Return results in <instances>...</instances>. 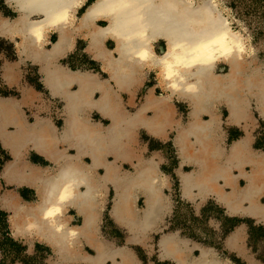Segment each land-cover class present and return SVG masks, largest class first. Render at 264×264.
Segmentation results:
<instances>
[{
	"label": "bare ground",
	"instance_id": "1",
	"mask_svg": "<svg viewBox=\"0 0 264 264\" xmlns=\"http://www.w3.org/2000/svg\"><path fill=\"white\" fill-rule=\"evenodd\" d=\"M8 3L17 15L5 20L3 34L17 38L18 54L39 66L45 89L65 100L66 116L64 128L58 132L50 119L26 121L21 107L25 101L0 95V143L12 156L1 175L14 186L28 183L37 195L34 202L21 200L15 190L1 196L14 236L47 243L55 255L48 260L50 264L85 261L82 241L95 249L92 264H104L107 258L112 264H140L130 249H116L99 238L96 190L102 179L114 184L113 218L129 229L130 243L145 245L167 202L157 186L161 178L157 160L142 155L133 142L139 126L157 135L169 123L175 128L181 164L193 167L179 174L185 193L196 186L201 196L216 194L217 201L230 212L249 213L264 223V202L260 201L264 196V153L250 149L249 134L226 148L220 118L223 107L228 121L244 119L250 97L264 116V68L253 60V47L243 33L233 29L221 0ZM52 35H56L54 42ZM78 37L86 40L85 51L100 64L106 80L59 62L74 50ZM159 41L164 44L160 53L156 47ZM109 42L112 48L107 46ZM220 65L227 70L218 72ZM152 70L165 94L158 96L153 88L148 89L141 105L128 110ZM13 72L11 63L3 71L9 85L15 82ZM120 92L127 95V103L123 104ZM29 97L31 91L24 90L23 99ZM174 99L189 105L186 122L175 119ZM91 104L111 119L106 128L87 115ZM59 141L73 147L75 153L59 150ZM26 147L35 148L51 165L41 168L28 163ZM106 153L111 158L100 176L96 168L105 166ZM123 162L130 168H124ZM233 164L238 174L233 173ZM246 165L250 170L244 169ZM238 177L244 178L245 185H236ZM140 193L144 195L143 207L136 206ZM71 206L81 215V225L71 226L66 213ZM241 237L242 229H238L229 242L237 245ZM158 243L162 255L170 256L176 264H229L202 246L198 256H191V248L176 234L163 235ZM115 256L120 257L119 262Z\"/></svg>",
	"mask_w": 264,
	"mask_h": 264
},
{
	"label": "rangeland",
	"instance_id": "2",
	"mask_svg": "<svg viewBox=\"0 0 264 264\" xmlns=\"http://www.w3.org/2000/svg\"><path fill=\"white\" fill-rule=\"evenodd\" d=\"M94 0H89L87 3H91ZM198 1V0H197ZM221 3L227 7V11H225L226 16H230L232 21V27L234 30L241 31L243 35L248 40V44L253 47V60H256L261 66L264 68V0H221ZM17 15L15 10L9 6L7 0H4V7L0 4V95L1 96H19V91L16 86H10L3 77V71L7 68V66L11 63L14 64V70L16 77L19 79V82L24 85H31L37 91H40L43 97L39 99H34L30 101L29 105L25 107L26 115L33 120V116L35 114L41 115H49L55 120L61 117L59 114V108L61 107L58 103L59 100L56 98H50L48 96V92L44 88L43 84L40 80L39 68L33 62L26 60L24 57L18 54L17 49L15 47V41L6 37L3 34L2 28L4 26L5 20L9 18H13ZM17 40V39H15ZM53 42L56 40V35L52 36ZM75 49L70 52L66 58L62 59L61 62L65 63L69 68L73 70L85 69L95 71L100 77H104L105 74L101 71L100 64L91 60L90 55L85 51L86 48V40L82 38H76L75 40ZM109 46L112 47L113 43L110 42ZM160 47H163L161 44ZM160 51V50H159ZM227 68L225 65H220L218 72L226 71ZM154 72L148 71L147 81L143 84L141 89L136 94V102H140L143 95L146 93L147 89L152 87L154 84H157V80ZM157 93L162 92L160 88H157ZM121 97L127 99V95L122 93ZM175 104L177 106V112L182 116L183 119L187 118V113L189 110L188 104L175 99ZM129 109H133V107H129ZM222 116L226 117L227 112L224 109H221ZM251 116L255 118L256 122L254 124V134L259 138L257 142V146L264 145V123L261 122L259 114L255 110V106H252ZM94 116V119L96 116ZM96 120H101L97 119ZM58 121V120H57ZM103 123L110 124L109 121H102ZM105 123V124H106ZM230 129L235 131V135L233 136L235 139L242 135V132L231 125L228 126ZM228 129V128H226ZM142 141L139 143L140 151L145 156H153L156 150L162 149L161 146H154L153 143L160 145L161 143L157 140L151 139L145 132L142 134ZM263 141H260V139ZM168 144H163L165 146V150H170L167 148ZM151 150V151H150ZM153 150V151H152ZM161 155V153H160ZM174 156V155H173ZM162 157V155H161ZM10 159V156L3 150L0 149V172L6 161ZM175 163L177 159L173 160ZM125 168H130L128 164L123 165ZM7 188V187H5ZM114 191H111V196L108 197V209L110 212L111 202L113 198ZM106 198V196H105ZM139 204L142 205V200L139 201ZM211 205V209H215L222 217L224 216V212H222V208L215 204V202H209ZM105 201L102 209H104ZM239 222L235 225L238 226L241 222L248 224L250 235L252 237L251 246L254 257H256L262 264H264V227L260 225L254 224V221L248 218H236ZM107 223L109 227H116L115 221L112 218L111 214L107 216ZM205 231L204 235H213L215 233V241H219L218 238L221 237L220 230L216 226L219 224L218 218H213L210 221H204ZM213 225V226H212ZM215 226V227H214ZM262 227V228H261ZM216 229V230H215ZM234 229V228H233ZM231 232V231H230ZM229 234V233H228ZM227 234V235H228ZM11 230L7 223V213L0 209V250L2 253V263L1 264H13L16 260H22L28 264H44L43 259L40 256H27L24 253V246H22L21 242H15L11 238ZM226 235V236H227ZM222 238V237H221ZM226 238V237H225ZM225 238H223L224 242ZM109 239L117 242L119 245H123L126 243V232L123 228H111L109 231ZM150 244L154 242L151 241ZM42 248H38L41 252H44L43 258L47 259L52 255V252L47 247L42 246ZM135 250L139 249L143 258H145V263L150 261L149 255L145 254V250L142 247L134 246ZM137 251V250H136ZM42 256V255H41ZM226 257L227 255H221ZM44 259V260H45Z\"/></svg>",
	"mask_w": 264,
	"mask_h": 264
},
{
	"label": "crops",
	"instance_id": "3",
	"mask_svg": "<svg viewBox=\"0 0 264 264\" xmlns=\"http://www.w3.org/2000/svg\"><path fill=\"white\" fill-rule=\"evenodd\" d=\"M89 0H87V2H88ZM87 4H90V3H87ZM10 6V5H9ZM12 7V6H11ZM13 8V7H12ZM82 11H83V9H81L80 11H79V13L78 14H81L82 13ZM101 25H104L105 24V22H101L100 23ZM53 36V35H52ZM52 36H51V38H50V40H51V42H53V40H52ZM78 38H81V37H78ZM12 39V38H11ZM15 39H17V38H13L12 40H14L15 41V47H16V41L17 40H15ZM83 39V38H82ZM76 43V42H75ZM110 43V42H109ZM109 43L107 44V46L108 47H110L109 46ZM113 47V46H112ZM112 47H110V48H112ZM17 49V48H16ZM74 49H75V45H74ZM18 52V51H17ZM69 54V53H68ZM67 54V55H68ZM91 57V56H90ZM64 58H66V56L65 57H63L62 59H64ZM62 59H59V62L60 63H62L61 62V60ZM91 60H93L92 59V57H91ZM93 61H95V60H93ZM32 62V61H31ZM35 64V63H34ZM62 64H64L66 67H68L65 63H62ZM99 64V63H98ZM36 65V64H35ZM39 67V66H38ZM101 67V66H100ZM69 68V67H68ZM40 69V68H39ZM78 70H80V71H83V68L82 69H78ZM73 71H77V70H73ZM85 72H91V73H93V74H95V75H97L98 76V74H96V73H94L93 71H89V70H84ZM101 71H102V69H101ZM152 72H154V74H156V71H154V70H152ZM16 72H15V70H14V72H13V77H15V82L12 84V85H14V86H16V88L18 89V90H20V93L22 94L21 95V99H20V101L22 102V101H28V100H31V99H39L40 97H43V95L42 94H40L39 92H37V91H35L33 88H31V87H28V86H26V85H24V84H21L20 82H19V79L16 77V74H15ZM147 75H148V72H147V74L145 75V78H144V83L147 81ZM99 77V76H98ZM157 77V76H156ZM100 78V77H99ZM157 79H158V77H157ZM101 80H104V79H101ZM106 80V79H105ZM41 82H42V76H41ZM143 83V84H144ZM158 83H159V80H158ZM143 84L141 85V87L143 86ZM12 85H10V86H12ZM159 85H160V83H159ZM44 86V85H43ZM141 87L140 88H138V90L136 91V94H137V92L141 89ZM160 87L162 88V86L160 85ZM148 89H152L151 87L150 88H148ZM148 89H147V91H148ZM24 90H29V91H31V97H29L28 99H26V100H24L23 99V97H24ZM146 91V92H147ZM120 93H124V92H120ZM125 94V93H124ZM146 94V93H145ZM145 94L143 95V97H142V99L140 100V102H136V95H135V99H134V103L132 104V106L131 107H133V109L132 110H136L140 105H141V103H142V100H143V98H144V96H145ZM48 96H50V95H48ZM120 96H121V94H120ZM7 97H9V96H7ZM53 97V96H52ZM122 98V97H121ZM122 101H123V104H125V103H127V100H128V98L127 99H121ZM178 100V99H177ZM182 102H184V101H182ZM185 103V102H184ZM30 103H28V104H26L24 107H26V106H28ZM173 104H174V107H175V111H176V114H178V112H177V106H176V104H175V101L173 100ZM187 104V103H186ZM255 106V110H256V112L259 114V112H258V110H257V107H256V104H255V102L253 101V99L250 97V99H249V104H248V107H247V115L244 117V119H239L238 120V122H231V121H228V115H226V117H223L222 116V111H221V109H224L225 110V108H223V107H220V118H221V122H222V130H223V133H222V135H223V138H224V141H225V143L226 144H229V145H226V144H224L225 145V147L226 148H228V147H230L235 141H238V140H241L243 137H245L247 134H249V136H250V142H249V146H250V149L252 150V151H255V152H262V153H264V145H261L260 147L259 146H257V142H258V140H259V138L257 137V135H255L253 132H254V129H253V127H254V124H255V122H256V120H255V118H253L252 116H251V113H252V111H251V109H252V106ZM189 106V105H188ZM129 107L130 106H127V108H128V110H129ZM131 110V109H130ZM227 112V111H226ZM148 113L150 114V111L148 110ZM27 116V115H26ZM259 116H260V120H261V122H263L264 123V116L263 115H261V114H259ZM92 118H93V116H91ZM178 116H175V119L177 118ZM27 118L29 119V120H31L28 116H27ZM107 118L108 119H106V117H103V116H101V120H96V119H94V120H96V121H100L103 125H105V126H107V125H109V124H105V123H103L102 121H104V120H106V121H111V119L107 116ZM55 120V119H54ZM187 120H188V113H187ZM31 121H33V120H31ZM55 121H57V120H55ZM58 122V125H59V127H61V122H62V120L60 119L59 121H57ZM182 122H184V121H182ZM231 125H233V126H235L236 128H238L241 132H242V135H240L238 138H234V137H230V131H233L232 129H230L228 126H231ZM173 125L171 124V123H169V125H164V127H163V129L161 130V131H159V132H156L157 133V135L156 134H153V133H150V132H148V130H146L145 129V127H141V126H139V128L137 129V132H136V134H135V137H134V142H133V144H134V148L136 147V149H138V151L142 154V155H144L141 151H140V148H139V145L141 144L140 142L142 141V133L143 132H145L146 134H147V136H149L151 139H154V140H157V141H159V142H161V143H163V144H167V143H172V145H171V147H170V150H165V148L162 150V149H160V150H156L155 152H153L154 153V155L152 156V157H155V159L157 160V162L159 161V171H160V176L162 177V175H164L163 177H166L165 178V180H164V183L162 184V187H161V189L164 187V186H168L169 185V181H170V178H171V175L168 173V172H166V171H163L162 170V166H167L168 165V163H169V160H170V154L171 155H174V156H177V162H178V164L176 165V167H175V169H174V173H175V175H176V178H177V180L179 181V183H180V188H181V194H182V196H183V198L185 199V200H187V201H189L190 203H192L193 205H194V207H195V209H196V211H199L200 209H202V207H203V205H205L206 203H207V201H209V200H212L213 202H215V204L216 205H218L219 207H221L223 210H224V214L228 217V218H234V219H236V218H248V219H251V220H253L254 221V224H256V225H260V226H262V227H264V223H262V222H259V221H257L254 217H252L249 213H242V212H239V213H232V212H230L228 209H227V207L225 206V205H223L222 203H220L219 201H217V195L216 194H213V193H208V194H206V195H204V196H200V195H198V196H195L194 194H192V195H185L184 194V192H183V188H182V184H181V181H180V178H179V172L180 171H183V172H188L189 170H191L192 168H191V166L190 165H188V164H181L180 162V160H179V157H178V154H177V148H176V145H175V143H174V141H173V137H174V135H175V131H174V129H173ZM226 128H228V129H226ZM163 132V133H162ZM235 132V131H234ZM234 136V135H233ZM231 139V140H230ZM260 141H263V139L261 138L260 139ZM140 143V144H139ZM0 149L1 150H3V151H5L9 156H10V159L8 160V161H11V155H10V153L8 152V150L3 146V144L2 143H0ZM151 151V150H150ZM153 151V150H152ZM69 152H73V149L72 148H70L69 149ZM135 152H136V150H135ZM24 153H25V149H24ZM26 153H27V155H26V157H27V160L29 161V162H31V163H36V164H38V165H40V166H46V165H50V163H49V161H47V159L46 158H44L43 157V155L41 154V153H39L38 151H36L35 149H32V148H28L27 149V151H26ZM160 153H161V155H162V157H161V155H160ZM145 156V155H144ZM24 157H25V154H24ZM87 160V159H86ZM8 161H6L5 162V164L8 162ZM124 163V165L126 164L125 162H123ZM5 164H4V166H5ZM3 166V167H4ZM231 168H232V171H233V173H236V174H238L239 172H238V169H237V167H236V165L235 164H233V165H231ZM3 169V168H2ZM244 169L246 170V171H248V170H250V167H249V165H246V166H244ZM2 172V171H1ZM1 172H0V207L2 208V205H1V196H3L6 192H8V191H11V190H15L16 192H17V194H18V196L20 197V199L21 200H23V201H26V202H34V201H36L37 200V198H36V192L34 191V189L32 188V187H30V185L28 184V183H22L19 187L18 186H14L12 183L10 184V183H8V182H6V180L2 177V175H1ZM221 184L222 183V181H221V179H218V184ZM236 185H238V186H243V185H245V180H244V178H242V177H238L237 179H236ZM5 187H7V188H5ZM32 188V189H31ZM226 190H229L228 189V186H225L224 187ZM162 192L164 193V196L167 198V200L168 201H170V199H169V197L165 194V192L163 191V189H162ZM105 196H106V194H105ZM36 198V199H35ZM35 199V200H34ZM106 199V198H105ZM144 199V198H143ZM33 200V201H32ZM105 201V200H104ZM139 195L137 196V199H136V206H138V207H143V205H144V202H143V204L142 205H140L139 204ZM260 201L261 202H264V196L263 197H261L260 198ZM194 203H198L199 205L196 207L195 206V204ZM245 205H247V203H245ZM171 206V205H170ZM0 208V209H1ZM2 210V209H1ZM169 210H170V208L169 209H167L166 208V210L163 212V215L161 216V219L157 222V224L152 228V230H151V232H149L148 233V235H147V237L145 238V245L143 244V243H140V242H137V241H135V242H133V243H130L129 241H128V237H129V235L131 234L130 233V231H129V229L127 228V227H125V226H123V225H121L120 223V225L121 226H119L116 222H115V226L116 227H118V228H123L124 230H125V232H126V243L125 244H123V245H119V244H117L115 241H113V240H110L109 239V241L108 242H110V243H112L113 244V247L114 248H116V249H122V248H126V249H130L131 251H132V253L134 254V256H135V258H136V260L140 263V264H151V262H148V263H144V262H142V260L140 259V257H139V255H138V253H137V251L135 250V247L134 246H137V247H142L144 250H145V254H147V255H149V257L150 256H152V255H154V254H156L157 255V257H158V259H160L162 262H165V261H169V262H171V263H173V264H176L175 263V261H174V259L173 258H171L170 256H163L162 255V253H161V249L159 248V246H158V244H157V240L155 241V242H152V244L151 245H149L150 244V237L152 238V232H156V233H161V232H164V233H167V232H165V231H163L162 230V227H163V221H164V219L166 218V216L168 215V213H169ZM2 211H4V210H2ZM7 211V210H6ZM4 211L5 213H7V223H8V225H9V228H10V224H9V211ZM113 212V211H112ZM70 214H72V216H73V219H72V225H74L75 224V222H76V220L77 219H79L77 216H76V214L72 211V212H70ZM68 215V214H67ZM69 216V215H68ZM70 217V216H69ZM101 217H102V214H101ZM100 223H101V221H100ZM71 224V223H70ZM71 225V226H72ZM219 225V224H218ZM213 226V225H212ZM215 227V226H214ZM218 226H216V228H217ZM238 229H242V237L238 240V242H237V245H233V244H231L230 242H229V238H230V236L231 235H233ZM10 230H11V238L15 241V242H21L22 243V246H24L25 248H24V253L27 255V256H40V258H42L43 259V263L44 264H50L49 263V259L52 257H55V255H54V252H53V250L47 245V243H45V242H43V241H41V240H39V239H36V238H30V237H25V236H19V237H16V236H14L13 235V231H12V229L10 228ZM99 230H100V226H99ZM216 230V229H215ZM150 231V230H149ZM100 232H101V230H100ZM141 232V234H142V231H140ZM158 234V235H159ZM30 238V239H29ZM251 239H252V237H251ZM153 240V238L151 239V241ZM252 241V240H251ZM116 244H115V243ZM42 246H44V247H47L48 249H50V251L52 252V255L51 256H49V258H47V259H45V258H43V255H44V252L42 251H40L38 248H42L43 249V247ZM202 247H206V248H209V249H212V250H214L216 253H217V251L215 250V249H213V248H211V247H209V246H206V245H201ZM201 246H199V247H201ZM223 246H224V248L228 251V253L229 254H232V255H235L236 257H238L241 261H242V263L243 264H262L261 262H260V260H258L256 257H254V254H253V252H252V246H251V243H250V231H249V226H248V224H246V223H244V222H241V224L240 225H238V226H235L234 227V229L231 231V232H229V234L226 236V238H225V240H224V242H223ZM86 250L88 251V252H91L92 251V249H91V247H89V246H87L86 247ZM194 251H196V249H193V254H194ZM85 254V253H84ZM218 254V253H217ZM42 255V256H41ZM1 256H2V253H1V250H0V264L2 263V258H1ZM218 256L219 257H221L222 259H224V260H228L229 261V264H235L233 261H231V259L229 258V257H223V256H221L220 254H218ZM117 257H118V259H117ZM45 259V260H44ZM87 260V259H86ZM85 260V261H86ZM115 260L117 261V262H119L120 261V257L119 256H115ZM85 261H80V262H76V263H66V264H91V263H89V262H87V263H85ZM107 264V263H111L112 264V260H110L109 261V259L107 258L105 261H104V264ZM13 264H28V263H26V262H24V261H22V260H16Z\"/></svg>",
	"mask_w": 264,
	"mask_h": 264
},
{
	"label": "flooded vegetation",
	"instance_id": "4",
	"mask_svg": "<svg viewBox=\"0 0 264 264\" xmlns=\"http://www.w3.org/2000/svg\"><path fill=\"white\" fill-rule=\"evenodd\" d=\"M161 44L163 45V47H160ZM156 47H157V51L160 53L163 50V48H164L163 42L159 41ZM71 70H73V69H71ZM84 70L85 69H83V71ZM89 71H91V70H89ZM39 74H40V80H41L40 69H39ZM104 74H105L104 77H100V75H98L100 77V79H104V80L107 79L106 73H104ZM154 75L156 76V74H154ZM154 78H155V80H157V84H154L151 88L154 89V92H155L156 95H158V96L164 95L165 91L160 87L157 77H154ZM26 86L33 88L31 85H26ZM157 88H160L162 90V92L157 93V91H156ZM18 91H19V96L18 97H16V96H9V97H11V98H13V99H15L17 101H20L22 94L20 93V90H18ZM35 91H37V90H35ZM46 91H47V89H46ZM37 92L42 94L40 91H37ZM47 92H48V95H50L49 91H47ZM95 95H97V94H95ZM49 97L50 98H56L57 100H59L58 103L61 106L59 108V114H60L61 117L57 118V120L58 121L60 119L62 120V122L60 124L61 127H59L58 122L55 121L54 118H52L49 115L45 116V115H41V114H35L33 116V121H31V120H29L27 118L24 106L26 104H28L30 101L34 100V99H31V100H28L26 102L21 103V107H22V110H23V113H24V118H25L26 121H28L30 123H33L35 121L36 117L50 119L51 121H53V123L56 126L58 132H61L62 129L64 128L65 119H66V116H65V100L63 98H61V97H52L51 95ZM174 101H175V99H174ZM91 105H93V104H91ZM92 114H94L96 116L95 119H97V117H98V119H101V116L106 117V119H108L107 118L108 115L103 114L102 111L98 108V106H94L93 105V106L89 107V109L87 110V115L89 116V118L91 119L92 122L100 123L101 126L104 127V128H106L108 126V125L107 126L103 125L100 121L94 120L93 119L94 116ZM91 116H93V118ZM176 116H178L177 118H180V120H182L184 122L187 121V118L183 119L182 116L179 113L176 114ZM173 129L175 131L174 127H173ZM233 135H235V132L234 131H230V137H233ZM175 136H176V133H175V135L173 137L174 143H175ZM153 144H154V146H161L162 150L165 148V146H163V143H161L160 145H157L155 143H153ZM167 144H168L167 148L169 147V149H170L172 143L171 144L167 143ZM224 144H226L225 141H224ZM226 145H229V144H226ZM28 148L35 149L33 147H26L25 148V157H24V159L28 163H30L32 165H38L36 163H31V162H29L27 160L26 151H27ZM58 148H59V150L66 149L67 153H69V154H74L75 153V150H74L73 147H66V145H64L60 141H59V144H58ZM70 148L73 149V152H69ZM176 148H177V146H176ZM177 154H178V157H179L178 149H177ZM170 156L171 157H170L168 165L167 166L164 165V166L161 167L163 171H166V172H168L171 175V178H170V181H169V185L168 186H164L162 188L163 191L165 192V194L169 197L170 201L167 200V198L164 196V193L162 192V189H161L162 184L164 183V180H165L166 177H163L164 175H162V177L159 178L158 181H157V186L159 187L162 196L165 198V201L167 202L166 208L167 209L170 208L168 215L166 216V218L163 221V227H162V230L167 232V233L161 232L159 234V233H156V232H152L153 241L155 242L157 240L156 242H157V244L159 246L158 242H159L160 238L163 235L176 234L177 237L180 240H183V241L186 242V244H185L186 246L191 248V252H190L191 256H195V257L198 256L199 255V251H198L199 246L206 245V246H209V247L215 249L217 251V253L220 254V255H227V257H229L231 259V261H233L235 264H243L242 261L238 257H236L235 255L229 254L228 251L224 248L223 242H221V241H223V238H225L226 235L230 231H232L233 228L235 227V220L236 219L228 218L225 214H224L225 217H222L219 214V212H217L215 209H213V212H212L211 205L209 204V202H212V200L207 201V203L205 205H203L202 209H200L199 211H196L194 205L192 203H190L189 201L185 200L183 198L182 194H181L180 183L177 180L176 175L174 173V169H175L176 165L178 164V162L175 163L173 160L177 159V156H173L171 154H170ZM44 158H46V157H44ZM83 158H84V160L86 162H90V158L89 157L84 156ZM109 158H111V157H109L108 153H106L105 154V161H104L105 166L100 165L99 167L96 168V173L98 175L103 176L105 174V167H106V165L108 163ZM179 160H180V157H179ZM47 161H49V160L47 159ZM49 163L51 165L50 161H49ZM50 165H46V166L38 165V166L41 167V168H45V167L50 166ZM190 166L193 169L192 165H190ZM191 170H189L188 172H190ZM158 172H159V174H161L160 171H159V161H158ZM188 172H186V173H188ZM180 173L186 174L183 171H180L179 174ZM180 181H181V179H180ZM181 184H182L183 192H184L185 195L194 194L195 196H198V195L201 196V194L198 192V188L196 186H192L189 189V193H185L182 181H181ZM112 190L114 191V194H113V198H112V202H111L112 205L110 207V212H109V209H108V206H107V203H108L107 201H108V197L111 196V191ZM105 194H106V199H105ZM36 198H37V196H36ZM143 198H144V195L140 193L139 194V200H142V204L144 202ZM96 199H97V202H98V221L96 222V225H97L96 230H97V234L99 235V238L102 239L103 241H105V243H107L109 241V231H110V229L111 228H118V227H109L108 223H107V216H109V214H111V216H112L113 205H114V200H115V187H114V184L112 182H109L108 180H103L102 179L101 183H100V186L96 190ZM104 200H105V205H104V209H102L103 204H104ZM194 204H195L196 207L199 205L198 203H194ZM166 208L164 210H162L159 213V215L155 218V223L153 224L152 228L161 219V216L163 215V212L166 210ZM1 209L6 211L3 208H1ZM72 211L79 218V219L76 220L74 225H72V222H71L72 219H73V216H72V214H70V212H72ZM222 212H224L223 209H222ZM66 213L70 216V223H71L72 226H77V225H81L82 224L81 215L76 211L75 208H73L72 206L69 207L67 209ZM101 214H102V217H101ZM212 217L219 219L218 228L220 230V234H221V237H222V238L221 237L218 238L219 241H215V233H212L213 235H204V233H203L205 231L204 224H203L204 221H206V220L210 221L212 219ZM112 218H113V216H112ZM100 221H101V223H100ZM114 221L119 226H121L119 224V222H117L115 219H114ZM99 226H100L101 232L99 230ZM152 228L150 229V232H151ZM250 243H251V235H250ZM87 246L91 247V249H92L91 252H88L86 250ZM82 249H83V252L85 253V255L87 256V260L85 261V263L89 262V263L92 264L91 260H92V257L95 256V249L90 245L89 242H86V241H82ZM193 249H196V251H194V254L192 252ZM136 250H137V253H138L140 259L142 260V262L145 263V258H143L142 254L140 253V250L139 249H136ZM117 259H118V257H117ZM149 262H151V264H173V263H171L169 261L162 262L160 259H158L156 254L150 256V261ZM107 264H111V263H107Z\"/></svg>",
	"mask_w": 264,
	"mask_h": 264
},
{
	"label": "trees",
	"instance_id": "5",
	"mask_svg": "<svg viewBox=\"0 0 264 264\" xmlns=\"http://www.w3.org/2000/svg\"><path fill=\"white\" fill-rule=\"evenodd\" d=\"M0 4L2 5V8L4 7V0H0ZM239 222V220H235V225ZM262 228V227H261Z\"/></svg>",
	"mask_w": 264,
	"mask_h": 264
},
{
	"label": "water",
	"instance_id": "6",
	"mask_svg": "<svg viewBox=\"0 0 264 264\" xmlns=\"http://www.w3.org/2000/svg\"><path fill=\"white\" fill-rule=\"evenodd\" d=\"M7 2H8V0H7Z\"/></svg>",
	"mask_w": 264,
	"mask_h": 264
}]
</instances>
